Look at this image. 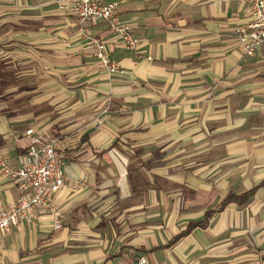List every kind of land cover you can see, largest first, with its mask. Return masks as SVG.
<instances>
[{"label": "crops", "instance_id": "obj_1", "mask_svg": "<svg viewBox=\"0 0 264 264\" xmlns=\"http://www.w3.org/2000/svg\"><path fill=\"white\" fill-rule=\"evenodd\" d=\"M56 1L0 0V159L19 167L32 129L58 138L68 179L62 228L37 210L0 232V264H264V44L246 57L237 41L247 2L100 0L139 41L90 25L119 76ZM19 198L0 173V209Z\"/></svg>", "mask_w": 264, "mask_h": 264}, {"label": "built area", "instance_id": "obj_2", "mask_svg": "<svg viewBox=\"0 0 264 264\" xmlns=\"http://www.w3.org/2000/svg\"><path fill=\"white\" fill-rule=\"evenodd\" d=\"M249 6V20L235 30L244 55L250 57L264 44V0H244ZM60 13L72 16L76 31L84 41L85 49L95 59V65L108 75H123L124 70L112 61L105 43L90 32V25L99 21L108 24L112 34L119 38L128 51H136L138 39L132 36L131 27L118 18L117 3L100 0H57ZM29 144L17 168H10L0 159V173L19 190L20 198L15 205L0 209V232L18 226L22 220L30 221L40 210L53 219V229L62 228V213L53 205L55 195L68 181L62 170L64 154L58 150V138L46 139L32 129L25 132ZM83 185L82 181L73 183ZM124 264H147L145 257L130 258Z\"/></svg>", "mask_w": 264, "mask_h": 264}, {"label": "trees", "instance_id": "obj_3", "mask_svg": "<svg viewBox=\"0 0 264 264\" xmlns=\"http://www.w3.org/2000/svg\"><path fill=\"white\" fill-rule=\"evenodd\" d=\"M261 186V185H260ZM258 188V187H257ZM257 188L252 189L246 193H243L240 196H235V195H228L221 203L219 206L218 210L216 211H208L204 215V218L196 223H191L188 225L187 230L177 236H175L171 242L168 244L169 246L172 244H175L178 242L181 238H183L186 234L190 233L193 229L195 228H206L210 222V220L213 218V216L217 213L222 211L228 204L234 203L237 205H243L249 201V199L254 195L256 192Z\"/></svg>", "mask_w": 264, "mask_h": 264}]
</instances>
